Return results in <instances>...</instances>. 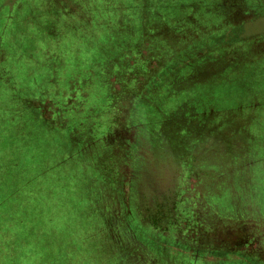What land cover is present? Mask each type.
<instances>
[{"label": "rangeland", "instance_id": "374dc122", "mask_svg": "<svg viewBox=\"0 0 264 264\" xmlns=\"http://www.w3.org/2000/svg\"><path fill=\"white\" fill-rule=\"evenodd\" d=\"M34 1L0 8L25 51L0 69V264H157L176 238L264 264V0Z\"/></svg>", "mask_w": 264, "mask_h": 264}, {"label": "crops", "instance_id": "0c3cea01", "mask_svg": "<svg viewBox=\"0 0 264 264\" xmlns=\"http://www.w3.org/2000/svg\"><path fill=\"white\" fill-rule=\"evenodd\" d=\"M171 1H175V0H171ZM136 6L135 8L139 11H141L142 13L145 14L146 16V12L149 10L150 13L153 12V16L159 18V20L161 21L162 19H169V18H177V14H168V12L163 9V4L170 2L169 0H136ZM242 2H245L242 1ZM172 3V2H170ZM177 3V2H176ZM8 0H4L3 4L2 2H0V8H6V10L9 9L8 6ZM27 6H34L37 5V3L34 0H27L26 2ZM137 4H141V5H137ZM177 8L176 10H178L179 12H182V6L178 5V3L176 4ZM192 6V5H191ZM191 6H189L188 8H190ZM142 7V9H141ZM188 8L187 6H184V9L186 10V12H188ZM201 8V5H199V3H195L192 6V12L194 10H199ZM146 9V11H144ZM172 9V8H170ZM144 11V12H143ZM167 14V15H166ZM8 17V14H7ZM184 17H187V20H191V18L189 17V15H185ZM148 18H150V14L146 17H144V20H147ZM16 19L15 25L14 27L8 31V32H4V31H0L1 36H4V39L6 41V43L0 44V69L1 66L4 65L7 61V57L4 58L6 56L5 52L7 54H10L12 57H14L15 61H16V67L19 70H16V74H17V78H20L18 76V74H22L24 73L22 71L23 68V62H24V58L23 56L25 55V51H24V45L22 42V30H21V25L19 24V22L17 21L19 19L18 14L14 15V18ZM145 23V26H144ZM163 24L165 26H167V23L163 22ZM160 25L162 26V23H160ZM141 27L145 28L147 27V23L146 21H144L141 25ZM140 27V29H141ZM138 28V30H140ZM2 30V29H1ZM235 42H231L228 43V45L230 46L228 49H224L223 50H219L221 52L219 58H224L225 60V65H228V61L233 60L236 56L238 57V55H233L231 52V48L236 47V45L234 44ZM234 44V45H233ZM264 49V41L260 42V44H258V47H256V49ZM260 49V50H261ZM260 50L258 52H260ZM202 51V50H201ZM204 56V53H202L199 57ZM259 56V55H258ZM264 59V56L261 58V60ZM0 79H5L4 77H2V72L0 70ZM6 88V87H5ZM7 89V88H6ZM219 90H222V94H240V92H238L235 89H231L229 90V88H225V89H221L218 88ZM183 91L185 92V88L183 89ZM190 88L189 86H187V90L186 92H189ZM249 91H252V88H249ZM215 92V89H214ZM176 93H180V90L177 89ZM1 94V92H0ZM147 241V240H146ZM156 244H152L150 245L151 249H155L151 252H149V257H151V260L153 258L156 259V263L157 264H184V260L185 257H188L187 259L190 261H193L194 263H203L205 264L204 260L199 258L198 255L195 254H187V250L184 249L183 247V243L182 241L176 239H172L171 241H164V240H159V242L154 241ZM157 251V252H155ZM223 260L227 263L225 264H245V261L247 260L246 258H244V256H239V257H234V256H230L227 257L225 256V258H223ZM201 261V262H200ZM249 263V262H247ZM253 264H258V263H253Z\"/></svg>", "mask_w": 264, "mask_h": 264}, {"label": "trees", "instance_id": "16d2710c", "mask_svg": "<svg viewBox=\"0 0 264 264\" xmlns=\"http://www.w3.org/2000/svg\"><path fill=\"white\" fill-rule=\"evenodd\" d=\"M2 42H4V40H2L1 41V43ZM55 115H58V112H56L55 113ZM15 237L14 236H8V239H9V242L10 241H12V239H14ZM1 244H2V241H1ZM29 253V252H28ZM229 254H232V252H228ZM240 256H243L242 254H239ZM226 256L228 257V255L226 254ZM230 256H234V257H239L238 255H235V254H232V255H230ZM188 257H185V259H183L184 260V264H196V263H194L193 261H190V260H188L187 259ZM223 258H225V256L224 257H219V258H217V259H219V260H221V261H223ZM251 260V259H250ZM254 262V261H253ZM255 263V262H254ZM117 264V263H116ZM197 264H199V263H197ZM200 264H203V263H200ZM221 264V263H220Z\"/></svg>", "mask_w": 264, "mask_h": 264}]
</instances>
